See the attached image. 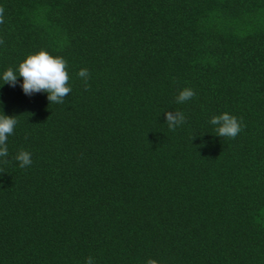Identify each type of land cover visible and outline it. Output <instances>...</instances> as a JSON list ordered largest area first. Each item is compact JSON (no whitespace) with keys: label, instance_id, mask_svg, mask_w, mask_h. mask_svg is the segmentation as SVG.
<instances>
[{"label":"trees","instance_id":"obj_1","mask_svg":"<svg viewBox=\"0 0 264 264\" xmlns=\"http://www.w3.org/2000/svg\"><path fill=\"white\" fill-rule=\"evenodd\" d=\"M0 6V115L18 121L0 157V264H264V0ZM42 49L67 61L62 104L2 79ZM167 111L185 123L170 130ZM225 112L234 139L210 123Z\"/></svg>","mask_w":264,"mask_h":264},{"label":"clouds","instance_id":"obj_2","mask_svg":"<svg viewBox=\"0 0 264 264\" xmlns=\"http://www.w3.org/2000/svg\"><path fill=\"white\" fill-rule=\"evenodd\" d=\"M4 8L0 6V24L4 23ZM0 43H3L0 40ZM67 61L60 56H53L46 50H40L35 54H30L21 62L18 69L9 67L2 75L4 84L12 87L17 85L18 79L22 78L21 85L23 92L31 96L34 93H47L50 104H62L64 99L71 92L69 86V73ZM78 76L85 82L90 76L88 69L83 68L78 72ZM195 96L194 90L185 88L178 94L177 103H184ZM2 104V101H0ZM18 121L16 116L0 115V157L8 156L7 139L13 134ZM166 123L170 130H175L177 126L185 123L183 112L167 111ZM215 125L216 135L219 137L235 138L241 131V123L236 116L225 112L221 115L213 116L210 120ZM19 161L20 167L25 168L32 163L31 153L21 150L15 157ZM7 162L6 160L4 161ZM86 264H93V258L88 257ZM147 264H158L154 259H149Z\"/></svg>","mask_w":264,"mask_h":264}]
</instances>
